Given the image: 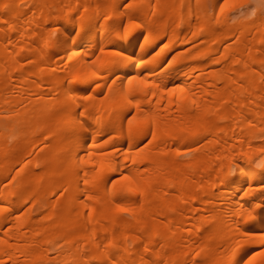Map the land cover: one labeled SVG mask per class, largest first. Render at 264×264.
<instances>
[{"label": "bare ground", "instance_id": "obj_1", "mask_svg": "<svg viewBox=\"0 0 264 264\" xmlns=\"http://www.w3.org/2000/svg\"><path fill=\"white\" fill-rule=\"evenodd\" d=\"M0 264H264V3L0 0Z\"/></svg>", "mask_w": 264, "mask_h": 264}, {"label": "rangeland", "instance_id": "obj_2", "mask_svg": "<svg viewBox=\"0 0 264 264\" xmlns=\"http://www.w3.org/2000/svg\"><path fill=\"white\" fill-rule=\"evenodd\" d=\"M251 1H252L253 4H257V5H262V4H263V3L261 2V0H251ZM231 4H232V3H231ZM231 4H230V5H231ZM235 4H236V3H234L233 5H235ZM230 5H229V6H230ZM235 6L237 7V4H236ZM238 7H239V5H238ZM238 7H237V8H234V7H233V9H234L233 11H230V10H229L230 15L232 14L231 17L233 16V17L235 18V15H236L237 17H239V16H241L240 14L244 13V11H246V9H247V8L244 7V6H242V7H240V8H238ZM243 7H244V8H243ZM230 8H231V10H232V7H230ZM238 15H239V16H238Z\"/></svg>", "mask_w": 264, "mask_h": 264}, {"label": "snow or ice", "instance_id": "obj_3", "mask_svg": "<svg viewBox=\"0 0 264 264\" xmlns=\"http://www.w3.org/2000/svg\"><path fill=\"white\" fill-rule=\"evenodd\" d=\"M228 2H231V0H228ZM262 3H264V0H261ZM226 6V5H225ZM220 11L223 12L224 11V7L220 8ZM126 178V177H125ZM120 211H125V209H120Z\"/></svg>", "mask_w": 264, "mask_h": 264}]
</instances>
